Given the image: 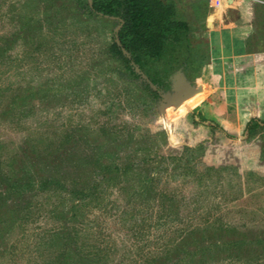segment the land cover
<instances>
[{"label": "rangeland", "instance_id": "rangeland-1", "mask_svg": "<svg viewBox=\"0 0 264 264\" xmlns=\"http://www.w3.org/2000/svg\"><path fill=\"white\" fill-rule=\"evenodd\" d=\"M95 1L111 0H0V264H264V95L244 92L264 89V66L220 82L240 111L235 132L213 115L212 70L193 71L209 60L206 6L230 17L238 0H162L192 47L145 65L152 84L115 51L120 14ZM27 173L38 184L24 192ZM54 177L64 187L37 189ZM240 230L248 243L227 250L221 237Z\"/></svg>", "mask_w": 264, "mask_h": 264}, {"label": "trees", "instance_id": "trees-1", "mask_svg": "<svg viewBox=\"0 0 264 264\" xmlns=\"http://www.w3.org/2000/svg\"><path fill=\"white\" fill-rule=\"evenodd\" d=\"M100 5L98 6V4ZM95 10L101 11L103 15L110 14L119 16L123 19V26L119 32L120 45L114 44L115 51L123 58L127 65L133 69L142 72L145 75V79L148 83L152 84L156 82L152 75L148 73V69L145 65L157 62L165 57V55L171 49L181 48L190 52L192 44L190 37L184 39L181 35L183 30H189V25L175 18V11L169 4L164 3L162 0H111V1H95L93 4ZM124 8V12L121 13V8ZM124 52H122V49ZM156 96H161L159 89L153 91ZM257 121L252 119L246 125L245 130L251 132L255 129L253 122ZM210 123L214 124L212 121ZM24 192L28 190H35L37 178L31 174L24 175ZM21 182L20 180H18ZM18 181L15 184H20ZM22 184V183H21ZM19 186V185H18ZM64 187L62 181L58 178H43L39 181L37 189L43 190H55V187ZM21 188V187H20ZM67 190V189H66ZM57 191V190H56ZM69 194L74 193V190H67ZM9 192V191H8ZM83 192V191H81ZM7 194V191L6 193ZM85 196V195H84ZM3 203H6V197L3 193H0V209L3 207ZM223 233L224 228L221 224L218 227ZM233 231L238 232V228L231 227ZM240 237L230 240H224L221 237V244L226 247L227 250L239 251L244 248L248 243L246 233L239 231ZM257 241H263L258 239ZM216 245L214 241L210 246ZM208 245L206 249L210 248ZM204 248H202L203 250ZM62 258L65 259L64 253Z\"/></svg>", "mask_w": 264, "mask_h": 264}, {"label": "crops", "instance_id": "crops-1", "mask_svg": "<svg viewBox=\"0 0 264 264\" xmlns=\"http://www.w3.org/2000/svg\"><path fill=\"white\" fill-rule=\"evenodd\" d=\"M249 4L254 5L253 14L247 11L246 5ZM221 8H216L213 5L206 6L204 16L210 22V28L206 26L207 29L203 31L202 35L198 36V45L205 49V56L209 57V60L208 58L205 59V68L203 67L204 64L200 62L197 65L195 64L193 71L198 76H203L202 73L205 70L207 72L208 69L212 70L214 85L211 87L213 88L212 90H215L213 91L215 93H213L211 96L212 99L210 98V100L217 99L221 106V108L218 107L216 109V114L213 115L217 120L225 119L227 123H222L223 126L235 132L240 130L239 128L242 126L237 124V120L240 119L238 117L240 111L235 101L226 103L220 99L222 95L220 92H223L220 89V82L225 75L229 76L228 78L232 80H247L250 74H255L264 66V48L260 46V40L264 38V3L259 0H238L236 2L234 16L231 14L230 17L226 16V9L224 10V7ZM257 25L259 29L256 28ZM241 30L245 31V34H241ZM255 31L258 32L254 33ZM226 38L228 39L227 44H231V49H234V52H232L228 60V68L221 67L224 66L223 63H225V60L222 58L223 60L220 61L219 56H217V49L222 42L226 43ZM194 62L196 61L194 60ZM256 85L262 88L261 84ZM257 87L255 89L254 86L249 84V87H245L244 92L250 95H264V89L259 90ZM246 119V121L249 120L248 118Z\"/></svg>", "mask_w": 264, "mask_h": 264}, {"label": "bare ground", "instance_id": "bare-ground-1", "mask_svg": "<svg viewBox=\"0 0 264 264\" xmlns=\"http://www.w3.org/2000/svg\"><path fill=\"white\" fill-rule=\"evenodd\" d=\"M201 97H193L189 99L187 102H185L182 107L180 108L181 112H184L187 108L194 106L195 104L198 103Z\"/></svg>", "mask_w": 264, "mask_h": 264}, {"label": "water", "instance_id": "water-1", "mask_svg": "<svg viewBox=\"0 0 264 264\" xmlns=\"http://www.w3.org/2000/svg\"><path fill=\"white\" fill-rule=\"evenodd\" d=\"M184 99V98H183ZM183 99L178 100V103H181Z\"/></svg>", "mask_w": 264, "mask_h": 264}]
</instances>
